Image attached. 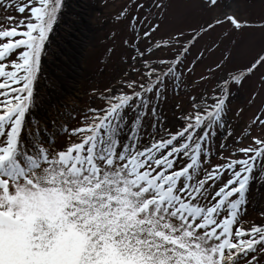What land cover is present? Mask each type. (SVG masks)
Instances as JSON below:
<instances>
[{"label": "snow or ice", "instance_id": "6c2138e0", "mask_svg": "<svg viewBox=\"0 0 264 264\" xmlns=\"http://www.w3.org/2000/svg\"><path fill=\"white\" fill-rule=\"evenodd\" d=\"M180 3L131 0L115 15L128 20L124 67L69 128L74 110L49 100L56 82L40 88L66 0H0L22 17L0 22V264H264V104L239 130L244 109L231 107L233 88L264 68V54L233 67L264 16L251 21L248 0H199L210 20L160 35ZM218 27L233 47L186 80L206 59L189 62L192 49Z\"/></svg>", "mask_w": 264, "mask_h": 264}, {"label": "rangeland", "instance_id": "374dc122", "mask_svg": "<svg viewBox=\"0 0 264 264\" xmlns=\"http://www.w3.org/2000/svg\"><path fill=\"white\" fill-rule=\"evenodd\" d=\"M19 2L26 3L27 0ZM130 2L131 0H66L67 8L53 44V53L44 62V78L40 81V88L47 96L49 80L56 82L49 100L55 103L63 99L68 105L65 111L74 110L72 111L74 118L68 125L70 128L80 126L82 113L79 110L101 106L99 103H92L90 92L114 83L124 67L120 63V57L124 52L120 40L128 34V20L117 23L113 18ZM198 2L199 0H188L187 4L180 3L174 6L172 17H175V20L170 18L166 21L160 35L169 31L173 23L184 27L186 31H191L192 28L210 20L215 13L200 9L197 6ZM226 2L233 3L234 0ZM5 15L15 16L17 20L22 18L14 9L7 13L0 10V22ZM27 15L26 12L24 16ZM245 15L254 23H260L261 16H264V0H248ZM114 31L117 33L116 37L112 36ZM224 31V28L218 27L215 31L202 34V39L192 49L189 62L195 60L199 52H204L206 59L203 64L196 62L193 73L189 74L186 80H198L200 74L206 72V65L213 64L226 49L233 47L230 39L223 35ZM236 47L239 49V56L233 67L244 70L255 57L264 54V34L259 30H249L238 40ZM110 48L113 49L112 52L108 51ZM262 78L264 68H260L247 78L242 87L233 88L231 101L233 113L244 109L242 119L236 122L237 130L250 123L253 115L264 104ZM257 92L259 95L253 103L251 98ZM163 112L169 125L179 126L180 122L176 119L179 112L172 101L163 105ZM39 115L47 118L45 107H41ZM65 139V136H60L58 143L63 144ZM259 207H264V200L260 202ZM248 216L250 220L260 222V213L256 205L249 208Z\"/></svg>", "mask_w": 264, "mask_h": 264}]
</instances>
